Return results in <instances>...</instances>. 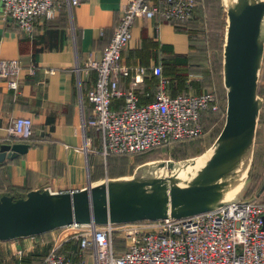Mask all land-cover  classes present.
<instances>
[{
  "label": "built area",
  "instance_id": "2783aa9c",
  "mask_svg": "<svg viewBox=\"0 0 264 264\" xmlns=\"http://www.w3.org/2000/svg\"><path fill=\"white\" fill-rule=\"evenodd\" d=\"M81 0H0L2 12L27 35L38 19L52 20L62 6ZM197 0H127L108 44L99 59H89L86 70L96 77L86 96L92 104L82 126L100 134V152L136 153L199 136L204 131L203 113L220 109L213 90L198 93L169 92L170 80L160 64L154 98L139 102L136 89L146 75L145 67L121 62V52L131 38L137 17L185 23L193 17ZM20 63L0 59V78L10 89L18 88ZM129 77V87L119 86ZM122 98L119 108L112 100ZM225 111V110H224ZM30 116H14L7 126L10 134L28 136L33 131ZM71 234L52 239L49 249L35 264H264V200L243 199L217 209L184 217L141 219L122 223L82 224ZM120 232L124 247L116 250L114 234ZM77 241L76 255L64 242ZM20 255L22 248L13 249Z\"/></svg>",
  "mask_w": 264,
  "mask_h": 264
},
{
  "label": "crops",
  "instance_id": "0c3cea01",
  "mask_svg": "<svg viewBox=\"0 0 264 264\" xmlns=\"http://www.w3.org/2000/svg\"><path fill=\"white\" fill-rule=\"evenodd\" d=\"M126 1L81 0L72 7L62 6L54 19H38L30 35L2 12L0 3V59H17L20 63L16 90L0 78V143H28L25 151L0 161V194L24 195L29 189L45 187L80 188L103 176V157L107 156L100 152V134L92 126H82V118L92 110L86 94L96 77V72L86 70L85 65L89 59L101 57ZM200 11L198 5L195 16ZM192 25L191 21L183 24L159 18L135 19L121 62L146 69L136 89L139 102L154 98L157 75L153 67L163 66V61L171 67L172 73H165L162 67L170 82L191 70L184 85L177 88V84L173 91L212 90L211 81L205 77L209 71L190 60ZM219 78L222 83V71ZM119 86L127 89L129 77H121ZM258 88L264 89V59ZM122 103V98L112 100L116 108ZM18 115L32 118L30 135L8 132L9 122Z\"/></svg>",
  "mask_w": 264,
  "mask_h": 264
},
{
  "label": "water",
  "instance_id": "95a60500",
  "mask_svg": "<svg viewBox=\"0 0 264 264\" xmlns=\"http://www.w3.org/2000/svg\"><path fill=\"white\" fill-rule=\"evenodd\" d=\"M225 11L222 83L225 118L201 153L139 163L130 174L89 180L80 188H32L0 194V240L39 234L72 222L122 223L184 217L251 200L244 198L264 99L258 92L264 59V0H220ZM26 142H1L0 161Z\"/></svg>",
  "mask_w": 264,
  "mask_h": 264
},
{
  "label": "rangeland",
  "instance_id": "374dc122",
  "mask_svg": "<svg viewBox=\"0 0 264 264\" xmlns=\"http://www.w3.org/2000/svg\"><path fill=\"white\" fill-rule=\"evenodd\" d=\"M200 14L191 20L193 34L190 60L201 63L209 74L212 89L220 106H224L225 89L219 78L222 70V45L224 39L225 11L220 0H199ZM219 93V94H218ZM220 107V109H221ZM225 110V109H224ZM225 118V111L217 110L204 119V131L201 135L184 141L174 142L168 147H160L135 154H111L103 157V178L122 174H130L141 162L156 158L180 159L196 155L204 151L215 139ZM264 176V110H261L256 131L254 153L244 196L254 195ZM249 196V195H248ZM264 199V190L259 196ZM77 226H58L45 232L20 236L13 239L0 240V264H35L44 254L50 241L58 236L71 234ZM24 246L27 250L20 255L13 249Z\"/></svg>",
  "mask_w": 264,
  "mask_h": 264
},
{
  "label": "trees",
  "instance_id": "16d2710c",
  "mask_svg": "<svg viewBox=\"0 0 264 264\" xmlns=\"http://www.w3.org/2000/svg\"><path fill=\"white\" fill-rule=\"evenodd\" d=\"M194 16H195V14L193 15V17L192 18H190L187 22H185V23H183V24H187V23H190V21L194 18ZM177 23H179V22H177ZM162 61H163V59H162ZM162 64H163V71H165V73H172V71H171V67H168V66H165V64H164V61L162 62ZM170 65V64H169ZM182 73V72H181ZM191 73V70L190 69H188L186 72L184 71L183 72V76H182V74L179 76V78H177V81H172V82H170V84H169V89H170V93L171 94H176V93H179L180 91H178V92H175V91H173L174 89H175V87H176V85L178 84V86H177V88L178 87H180L181 85H184L183 83H185V81H184V78H186L187 77V75H189ZM185 76V77H184ZM181 84V85H180ZM191 84H193V85H195V86H197V85H199V84H197L196 82H193V83H191ZM202 91H204V90H201V91H199V92H202ZM258 92H259V94H260V96L261 97H263V99H264V95H263V93H264V89L263 88H258ZM182 93H188V92H182ZM225 103V102H224ZM222 108H223V111H224V109H225V104H224V106H223V104H222V107H221V110H222ZM264 108V107H263ZM263 108H262V111H263ZM212 112H214V111H212V110H209V111H206L205 113H203V118H202V121H203V124H204V119H205V117H206V115H209V114H211ZM192 138H194V137H192ZM187 139H190V138H187ZM187 139H184V140H187ZM184 140H182V141H184ZM181 142V141H180ZM156 148H160V147H154V148H150V149H156ZM150 149H148V150H150ZM144 151H147V150H144ZM140 152H143V151H140ZM136 153H139V152H136ZM111 154H121V155H124V154H135V153H109L108 155H111ZM107 155V156H108ZM264 177V176H263ZM264 190V189H263ZM263 190L261 191V193L263 192ZM10 194H13L14 196H20V194H16V193H12V192H9ZM261 193L258 195V196H255L253 199H260V200H264V199H262V198H260L259 196L261 195ZM248 195H246V196H244V198H250V197H252V196H250V194H249V191H248V193H247ZM255 194V193H254ZM50 245H51V242H50V244H49V246L47 247V249H46V251L49 249V247H50ZM114 245H115V247H116V250H121L123 247H124V239H123V236H122V234L120 233V232H116L115 234H114ZM67 248H70L71 250H72V252L76 255V251H77V249H78V245H77V241H75V240H68V241H66V242H64V244H63V247H62V250H66ZM45 251V252H46ZM44 252V253H45ZM38 261V260H37ZM36 261V262H37Z\"/></svg>",
  "mask_w": 264,
  "mask_h": 264
}]
</instances>
